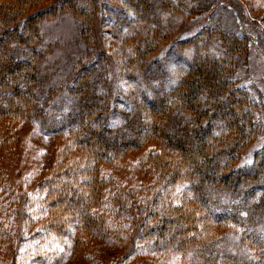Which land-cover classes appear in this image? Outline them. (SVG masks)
I'll return each mask as SVG.
<instances>
[{"label":"trees","instance_id":"obj_1","mask_svg":"<svg viewBox=\"0 0 264 264\" xmlns=\"http://www.w3.org/2000/svg\"><path fill=\"white\" fill-rule=\"evenodd\" d=\"M177 9L172 0H0V154L16 147L21 123L52 138L50 163L26 192L0 170V264H19L25 248L37 264H66L122 247V264L134 255L131 264H163L145 249L191 256L185 264H264V144L245 156L260 104L235 65L244 38L204 26L166 44L132 35L105 52L108 31L122 38ZM65 11L87 56L61 74L42 27ZM109 65L132 87L128 107L106 97ZM149 148L153 193L103 171ZM227 226L238 231L231 246Z\"/></svg>","mask_w":264,"mask_h":264},{"label":"rangeland","instance_id":"obj_2","mask_svg":"<svg viewBox=\"0 0 264 264\" xmlns=\"http://www.w3.org/2000/svg\"><path fill=\"white\" fill-rule=\"evenodd\" d=\"M172 4L179 9L174 12L166 10L154 12L149 16L148 23L134 25L120 35L122 38L114 39L111 31H108L111 39H109V49H106V54L110 55L112 50L118 51L122 46L121 40H125L123 45L129 46L130 42L126 39L132 35L143 38L156 35L157 40L165 36L164 44L178 38H186L204 26H218L241 35L245 40L246 50L245 55L240 56L235 64L238 66L236 75L242 83L248 84L260 104L256 113V135L245 154L246 157L251 156L264 144V0H195L194 2L172 0ZM42 29L46 39L54 45V61L61 74H67L73 62L87 56L86 47L80 37L78 22L69 11L44 22ZM115 33L116 31H113V34ZM186 55L189 57L190 52H186ZM108 64L111 65L110 60ZM109 73L110 83L106 97L115 105L128 107V102L133 100L132 87L122 85L118 81L112 66L109 68ZM173 73L175 79L181 76L178 69ZM17 127L19 130L17 145L0 154V170L6 186L14 191L26 192L30 186L29 183L39 180L42 171L50 163L47 145L52 138L40 132L36 125L21 123ZM151 148L123 161H117L113 166H106L103 171L121 184L153 193L152 189L157 183L156 173L145 162ZM219 229L224 231L226 245L231 246L237 241V229L231 226L219 227ZM145 248L149 247L145 245L142 249ZM28 250V248L23 249V258L19 259V264H37L32 254L28 256ZM145 250L141 253L147 254L146 259L154 257L156 261L160 260L163 264H185L191 259V256H188L184 260L180 253L171 250L162 253L144 252ZM125 252L126 248L122 247L115 251L107 250L105 254L98 255L92 262L72 261L67 258L65 261L66 264H122ZM135 256L137 255L130 257L129 262L124 264H131ZM138 260L141 259L138 258Z\"/></svg>","mask_w":264,"mask_h":264}]
</instances>
